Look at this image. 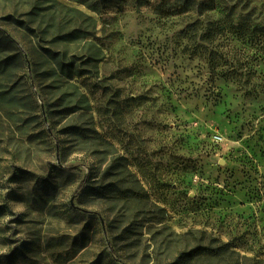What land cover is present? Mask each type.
<instances>
[{"label": "rangeland", "instance_id": "374dc122", "mask_svg": "<svg viewBox=\"0 0 264 264\" xmlns=\"http://www.w3.org/2000/svg\"><path fill=\"white\" fill-rule=\"evenodd\" d=\"M94 1L0 0V264H264V0Z\"/></svg>", "mask_w": 264, "mask_h": 264}, {"label": "trees", "instance_id": "16d2710c", "mask_svg": "<svg viewBox=\"0 0 264 264\" xmlns=\"http://www.w3.org/2000/svg\"><path fill=\"white\" fill-rule=\"evenodd\" d=\"M79 2H86V0H77ZM99 1V0H98ZM140 1V0H139ZM146 3L147 0H141ZM95 3H88L90 7L96 8ZM175 6H179L177 13L182 12H197L202 13L204 11L211 12L216 10V0H174ZM245 8V7H244ZM235 11L227 10L224 18L219 19L216 22L207 23V27L204 30V36L209 40L213 39L218 33L231 35L236 41L243 44L246 48H255L257 52V59H262L264 56V25H260L254 22L252 19L251 11H246L239 14L237 20L234 18ZM242 54V53H241ZM244 54V52H243ZM234 72L237 80H241L243 75L248 74L244 61L237 59V67ZM256 72V71H255ZM230 73V72H229ZM229 73L227 75H229ZM226 244L222 246L211 248L206 245H195L189 248L187 251H181L177 254L175 259L166 264H187L190 260L199 257L201 255L213 254L222 248H225Z\"/></svg>", "mask_w": 264, "mask_h": 264}]
</instances>
